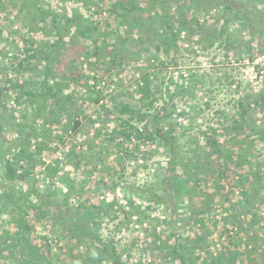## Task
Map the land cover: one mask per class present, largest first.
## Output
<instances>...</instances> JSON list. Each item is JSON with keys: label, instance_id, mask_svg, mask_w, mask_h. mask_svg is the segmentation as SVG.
I'll return each mask as SVG.
<instances>
[{"label": "trees", "instance_id": "1", "mask_svg": "<svg viewBox=\"0 0 264 264\" xmlns=\"http://www.w3.org/2000/svg\"><path fill=\"white\" fill-rule=\"evenodd\" d=\"M124 1L126 4H120L122 10L119 16L122 22L131 21L126 36L114 40L110 53L96 44L91 49L85 48L80 57L84 61L92 58L99 60L106 67V72L111 71L113 66L119 72L129 67L127 74L130 75L126 80L129 84L127 87L118 82L113 88L108 85L97 93L90 90L92 95H88L90 92L87 91L84 95V99L88 100L86 102L97 105L88 115H81V109L69 108L75 94H72L74 91L65 92V88L71 87L74 81L78 82L80 77H68L69 68L57 69V65L61 66L60 57L67 51L65 46L68 41L64 38L68 28H76L77 25L76 29L85 34L81 25L85 17L81 13L64 15L65 32L60 33L56 29L59 24L57 14L42 5L41 0L21 1L19 11H32V25L39 18L46 22L52 17L56 33V41L48 43L46 51L36 47L35 40L23 38L24 44L30 43V47L15 68L37 73L41 64L44 66L43 76L37 73L25 82L15 83L9 78L3 83L0 78V160L5 169L2 177L5 189L0 193V201L6 197V201L11 203L12 214H16L12 215L14 232L4 230L0 238L16 242L15 246H19L22 252V264H58L49 256L51 252L45 243H34L27 236L33 231L36 220L46 217L54 219V224H58L69 239L90 250L87 259L79 263H95L98 254H101L104 255L102 259L112 260L114 264H126L124 253L119 252L114 241H105L100 237L104 217L109 218L116 210L101 212L98 208L103 209V205L91 204L83 198L86 180L80 178L83 173L90 176L94 171L99 172L105 182L103 186L111 189L116 197L117 189L123 187L140 191L152 208H170L174 226L180 224L178 198L186 196L195 199L201 182L208 178L215 177L214 180L221 182H215L216 186L223 187V179L233 168L227 165L229 162L239 167L248 165L254 181L262 182L263 162L257 143L264 136V22L261 17L264 10L258 7L257 0H254L251 9L244 7L243 0ZM85 2L91 3L89 0ZM143 2L149 3V7H143ZM234 2L238 4L234 5ZM143 11L147 12V16H143ZM218 13L224 20L223 24L215 16ZM234 14L241 28L235 33L229 30ZM209 16L212 21H209ZM135 29L142 30L135 33ZM243 32L248 37L241 43ZM130 41L138 44V49L144 46V50H152L149 56L141 55L139 50L135 63L137 67L134 68L130 67L131 57L126 53L127 47H131ZM185 53L194 55V58H207L208 67H204L205 61L201 59L194 60L192 66L188 64L190 61L185 63ZM220 56L230 69L213 79L215 72L219 73L215 68L219 66L217 59ZM247 67L254 68L255 78L240 77ZM93 79L99 81V77ZM217 85L231 94L226 109L214 118L212 125L194 129L198 126V119L212 109L210 100L201 101L205 98L204 88H215ZM14 98L23 106L21 119L14 115L13 107L10 110L6 105L7 99ZM31 107L34 112L29 117ZM38 119L44 125L40 132L34 126ZM86 121L91 127L97 125L95 135L93 140L79 143L76 137ZM49 123L59 125L62 133L50 135V131H45V125ZM3 125L16 131V137L7 146V151L4 150L1 134ZM71 138L75 141L70 148L61 149ZM96 139L99 140L97 143ZM154 142L160 143L166 152V160L159 164V183L148 187L139 185L137 188L135 184L124 185L120 179L126 173V163L134 161L138 166V162L148 155L143 148ZM13 149L14 152L10 153ZM59 151L64 157L58 156L49 162L44 160L46 155ZM111 154H115V159L121 164L110 165L107 158ZM64 159L66 163H72L75 174L80 177L65 179L61 186L59 172ZM214 161L218 163L214 164ZM142 166L147 167L146 163ZM103 172H107L106 181ZM38 175L43 176L44 182L47 180L44 189L33 187L22 195L20 188L16 191L12 187L19 181L29 182ZM108 206L112 207L113 203ZM176 231L164 239L160 237L159 248H166V256L177 264H235L230 262L229 255L234 257L238 249L232 250L230 245L223 244L224 249L215 255L208 252V257L200 261V256L195 255V246L201 238H182ZM245 251L255 252V249L251 246ZM244 264H264V260Z\"/></svg>", "mask_w": 264, "mask_h": 264}, {"label": "rangeland", "instance_id": "2", "mask_svg": "<svg viewBox=\"0 0 264 264\" xmlns=\"http://www.w3.org/2000/svg\"><path fill=\"white\" fill-rule=\"evenodd\" d=\"M21 1L1 0L0 2V78L3 83L8 78L15 83L17 81L25 82L37 73L43 76L44 66H41V64H39L40 69L37 73L34 70L26 72L23 69L15 68L30 47V43L24 44V37L35 40V46L41 51L48 50V43L56 41L53 18H47L46 22L41 21L39 18L35 25H32L31 18L34 15L32 11H19L22 4ZM89 1L91 2L90 4H87L85 0H41L40 2L47 9L57 14L59 24L56 26V29L60 33L65 32L64 15L81 13L85 17L83 24H81L82 28L84 27L85 29V34L80 33L76 29L77 25H75L76 28H68V33L64 38L68 41L65 46L67 51L63 57H60L62 58L61 66L57 65V69L60 71L64 68H69L67 71L68 77H80L78 82L74 81L71 87H66L65 92L74 91L72 94H75V98H72L74 101L69 103V108L81 109V115H88L97 107L95 103L89 104L86 102L88 100L84 99V95H87L88 92H90L88 95H92L90 90H95V93H97L102 87L111 85L109 88H113L118 82L124 83L128 87L129 83L126 80L129 78L128 75H130L127 74L129 73V67L124 72H119V69L113 66L111 71L106 72V67L100 64L99 60L96 61V59L92 58L91 60L84 61L85 59L81 58L82 56L80 57L85 48L91 49L96 44L101 46V49H104L106 53H110L113 50L114 40L126 36V31L129 29V23L131 22L130 20L122 22L119 16L122 10L121 5L126 4L124 0ZM243 1H245L244 7L249 9L253 7L252 5L255 2L254 0ZM256 2L258 7L264 10V0H257ZM237 4L238 2H234V5ZM142 5L146 8L149 7V3L147 2H143ZM142 13L143 16H147L146 11ZM215 16L219 19L220 24H223L224 20L221 14L218 13ZM261 17L264 22V13ZM208 19L209 21L213 20L210 16ZM231 22L229 23L230 31L235 33L241 29L238 25L239 20L235 14ZM51 25L53 26L52 29ZM138 30L142 29H135V33ZM247 37L248 34L243 32L241 43ZM130 45L131 47H127L129 49L126 53L131 57V68L137 67L135 63L139 50H141V55L145 56H149L152 53V50H144V46L138 49V44H135L134 41H130ZM147 46L148 43L146 42L145 47ZM184 55L187 58V60H184L185 63L190 61L188 63L190 66L194 65V60L201 59L207 63V65L204 63V67H208L209 61L207 58H194V55L190 53H185ZM217 62L219 66L215 68V71H219V73L215 72L213 79H217L218 76L223 75L224 72L230 69V66L224 64V59L221 56L217 59ZM42 64H44L43 61ZM56 72L59 73L58 71ZM210 72L213 71L210 69ZM62 73L60 72L59 74ZM93 77H99V81H96ZM240 77H243L242 79L255 78L254 68H245V72H242ZM95 82L98 85L95 86ZM103 89L104 91L107 90V88ZM204 89L205 98L201 99V101L204 103V101L210 100L212 109L204 113L205 118L198 119V126H195L194 129H198L199 127L204 128L207 124L212 125L215 123L214 118L218 117L219 113L226 109V103L231 97L230 92L226 89H220L218 85L215 88L207 86ZM12 95L14 96L13 93ZM6 105L9 109L13 107L14 115L17 118H22L23 106L15 98L7 99ZM33 112L34 108L31 107L28 116L32 117L31 114ZM34 126L40 132L43 130L44 125L38 119L35 120ZM58 127L59 125L57 124L49 123L45 125V131L48 130L50 131V135L57 136V134L62 133ZM96 127L97 125L89 126L88 121H86V124L77 135L76 141L85 143L93 140ZM15 132V129L3 125L1 134L4 150L7 151V146L16 137ZM73 141H75L73 138L69 139L61 149L66 146L70 148ZM95 141L97 143L99 140L96 139ZM257 144L261 150L262 173L264 175V136L259 139ZM51 145L54 147V143ZM98 149H100V146H98ZM143 149L148 155L146 159H141L138 162V166H136L137 162L134 161L131 164L125 162L127 166L126 173L120 179L124 185L135 184L137 188L139 185L148 187L152 183H159V177H161L159 164L166 160L165 149L160 143L155 142ZM14 150L10 151V153H13ZM10 153L8 152V155ZM58 156H63L61 151L53 155H46L44 160L49 162ZM115 158V154H111L107 158L108 163L112 166L121 164ZM143 163H146L147 167H143ZM213 163L216 164L218 162L214 161ZM227 165L233 168H231L229 176L223 179V187L216 186V183L221 184V182L214 180L215 177L208 178V180L201 182L198 195L195 199H190L186 196L178 198L177 211L180 223L178 226L173 225L172 218L174 215L170 208L165 206L152 208V204L148 202L145 195L141 194L140 191L127 190L120 187L117 189L118 194L116 197L111 189H106L103 186L105 182L102 181L103 179H101V175L97 171H94L90 176L84 173L81 174V177L77 176L72 163H66L64 159L60 164L59 178L61 186L65 179H69L70 177L86 179L84 181L85 190L83 198L91 204L103 205V209L98 208L101 212L109 211L108 213H112V210H116V212L110 215L111 218H107L108 216L104 217L105 222H103L100 229V237L105 241H114L119 252L124 253L123 257L126 259V264H177L170 256H166V248H159V245H161L160 237L164 239L167 235H172L176 230L182 238H201V241L195 246V255L200 256V261L208 257V252H213L215 255L218 251L224 249L223 244H228L232 250L238 249V253L235 251L234 257L229 255L230 262L235 264H244L245 262L260 263L264 260V176L261 183H256L251 176V168L248 165L244 164L242 167H239L232 162H229ZM4 170V163L0 160V193L5 189L2 183ZM102 175L106 176V181L108 179L107 172H103ZM45 181L43 176L38 175V177L29 182L19 181L17 185H12V187L16 188V191L20 188L21 194L24 195L30 189L32 190L33 187L44 189L47 180ZM159 191L162 192L160 188ZM19 195L20 193H18ZM5 198L0 201V235H2L4 230L14 232L12 217L16 216V214H12L10 210L11 203L7 202ZM109 203H113V206L109 207ZM114 216L116 218H112ZM27 236L34 243H45L51 252L49 256L51 259H54L55 263L58 262V264H82L78 261H84L87 259L88 254H90V250L86 246L79 245L76 241L69 239L59 225L54 224V219L51 217L37 219L33 231L28 233ZM3 239L5 238H0V247L2 249L0 251V264H22V252L19 246H15L16 242L12 241V239H8V241ZM251 246L252 249H255V252L245 251V249ZM162 249L165 250L162 251ZM98 256V260L91 264H114L112 260L107 258L102 259L104 255L98 254Z\"/></svg>", "mask_w": 264, "mask_h": 264}]
</instances>
